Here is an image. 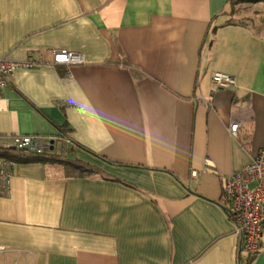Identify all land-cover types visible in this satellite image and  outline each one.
I'll return each mask as SVG.
<instances>
[{
    "label": "crops",
    "instance_id": "1",
    "mask_svg": "<svg viewBox=\"0 0 264 264\" xmlns=\"http://www.w3.org/2000/svg\"><path fill=\"white\" fill-rule=\"evenodd\" d=\"M0 56L44 61L0 92V137L74 142L15 162L0 264L242 263L221 195L264 145V0H0Z\"/></svg>",
    "mask_w": 264,
    "mask_h": 264
},
{
    "label": "built area",
    "instance_id": "2",
    "mask_svg": "<svg viewBox=\"0 0 264 264\" xmlns=\"http://www.w3.org/2000/svg\"><path fill=\"white\" fill-rule=\"evenodd\" d=\"M85 62L84 55L66 49L51 51V64L71 66ZM44 64L40 59L28 58L16 61L0 56V92L9 83L12 74L19 68H31ZM69 74V73H68ZM212 82L216 88L230 87L235 84L232 75L214 72ZM239 123L233 121L228 128L231 136H236ZM61 141L57 150L56 142ZM72 140L66 137H44L41 135H10L0 137V149L22 150L28 154L53 152L66 156ZM14 160L0 156V196L8 194L13 173ZM226 212L234 223L240 236L238 254L243 264H251L261 249L264 235V145L259 147L252 160L238 170L224 177L221 195Z\"/></svg>",
    "mask_w": 264,
    "mask_h": 264
},
{
    "label": "trees",
    "instance_id": "3",
    "mask_svg": "<svg viewBox=\"0 0 264 264\" xmlns=\"http://www.w3.org/2000/svg\"><path fill=\"white\" fill-rule=\"evenodd\" d=\"M61 137H66V135L65 134L61 135ZM73 143L74 142L72 141V144ZM70 146L68 147L66 155L68 154V152H70ZM0 156L10 158L14 160V162H22V163L46 162V161H52V160H59V159L66 157V156H61L53 152H46L43 154H28L27 152H24L22 150H14V149H0ZM73 164H76V166L87 168V169L90 168L88 165H85V164H78V163H73Z\"/></svg>",
    "mask_w": 264,
    "mask_h": 264
}]
</instances>
